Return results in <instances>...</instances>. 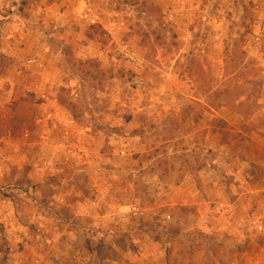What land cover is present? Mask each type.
<instances>
[{
    "label": "rangeland",
    "instance_id": "1",
    "mask_svg": "<svg viewBox=\"0 0 264 264\" xmlns=\"http://www.w3.org/2000/svg\"><path fill=\"white\" fill-rule=\"evenodd\" d=\"M91 1L0 0V264H264V0Z\"/></svg>",
    "mask_w": 264,
    "mask_h": 264
},
{
    "label": "built area",
    "instance_id": "2",
    "mask_svg": "<svg viewBox=\"0 0 264 264\" xmlns=\"http://www.w3.org/2000/svg\"><path fill=\"white\" fill-rule=\"evenodd\" d=\"M78 3V10H79V15L82 18H89L93 21H96L99 18V14L95 10V7L92 3L91 0H75ZM118 50L120 53L124 54L127 56L130 60H135V56L133 52L128 48V46H119ZM49 118H51V115H48ZM128 211L130 214H133L134 216L141 217L145 215V210L137 205H131L128 208ZM262 226H260V229L262 230ZM37 264L39 263V260H35L34 262H30L29 264Z\"/></svg>",
    "mask_w": 264,
    "mask_h": 264
}]
</instances>
